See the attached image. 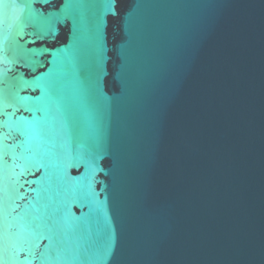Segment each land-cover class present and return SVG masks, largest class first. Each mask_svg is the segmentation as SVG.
Listing matches in <instances>:
<instances>
[{
    "label": "water",
    "instance_id": "obj_1",
    "mask_svg": "<svg viewBox=\"0 0 264 264\" xmlns=\"http://www.w3.org/2000/svg\"><path fill=\"white\" fill-rule=\"evenodd\" d=\"M83 3L54 45H32L49 49L37 71L4 73L56 81L54 102L29 104L54 141L104 156L98 195L66 200L54 167L20 189L6 156L5 224L66 217L82 264H264V0H121L118 18L107 0ZM20 117L33 118L21 110L11 122Z\"/></svg>",
    "mask_w": 264,
    "mask_h": 264
},
{
    "label": "snow or ice",
    "instance_id": "obj_2",
    "mask_svg": "<svg viewBox=\"0 0 264 264\" xmlns=\"http://www.w3.org/2000/svg\"><path fill=\"white\" fill-rule=\"evenodd\" d=\"M121 0H107V11L119 17ZM58 0H0V179L7 166L5 157L11 159L9 168L10 181L13 186L19 185L23 189L30 183L29 177L35 175L36 170L55 168L56 182L66 200L75 202L77 199L92 200L98 194L97 177L104 172L105 158L100 152L92 151L85 145L73 152L63 144L54 141L48 124L39 121L35 113L41 107L29 104L47 98L54 102L57 93L55 80L48 79V74L41 72L31 80L19 78L9 82L5 78L4 69L30 66L33 72L40 63L37 57L49 49H41L32 45H46L49 40L53 45L58 35V25L73 15V11L85 7L83 0H63L62 10L55 11ZM65 49L55 48L53 55L59 57ZM38 89L39 97L22 96L17 89ZM18 105V106H17ZM11 115H9V111ZM28 112L33 116L31 120L20 117L13 124L11 117L18 111ZM3 117H7L4 119ZM7 129V131H5ZM19 133L24 139L17 145ZM54 145L55 150L48 145ZM15 147H20L17 153ZM13 151L9 155L7 149ZM83 168V173L79 169ZM75 170L77 175H69V170ZM51 176L49 179L51 180ZM21 199L26 197L21 196ZM70 210V209H69ZM5 217L0 215V264H5V253L15 264H33V261H54V264H82L75 256L74 248L68 239V220L53 221L52 225L44 222L33 226L24 221L19 225H6ZM44 240L48 244L41 250ZM55 253V255H52ZM110 254V246H106L105 255Z\"/></svg>",
    "mask_w": 264,
    "mask_h": 264
}]
</instances>
